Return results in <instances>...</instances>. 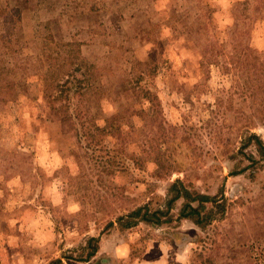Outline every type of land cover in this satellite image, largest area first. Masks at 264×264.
<instances>
[{
	"label": "rangeland",
	"instance_id": "374dc122",
	"mask_svg": "<svg viewBox=\"0 0 264 264\" xmlns=\"http://www.w3.org/2000/svg\"><path fill=\"white\" fill-rule=\"evenodd\" d=\"M263 62L264 0H0V264H264Z\"/></svg>",
	"mask_w": 264,
	"mask_h": 264
},
{
	"label": "trees",
	"instance_id": "16d2710c",
	"mask_svg": "<svg viewBox=\"0 0 264 264\" xmlns=\"http://www.w3.org/2000/svg\"><path fill=\"white\" fill-rule=\"evenodd\" d=\"M261 72L264 75V62L261 65ZM252 144L256 146V151L259 156L264 159V145L260 137L256 134H251L248 139L244 140L243 145L239 150V154H243L244 157H246L247 155L244 154V151ZM250 158L253 162H256L253 156H250ZM181 199L184 200V204L179 212L178 220H191L203 229L212 224L215 215L213 210L207 209L206 204H210L214 209H217L218 213L223 214L225 211L224 205L217 202L218 197L193 193L183 181L178 179L173 182L167 190L164 210H151L148 206H142L133 210L127 216L120 217L118 220L123 223V228H132L139 224V222H145L152 225L171 223L173 221L171 211L174 210L175 204ZM96 253L97 247H94L93 250L88 253V259L94 257ZM50 264H63V261L61 259H56Z\"/></svg>",
	"mask_w": 264,
	"mask_h": 264
}]
</instances>
